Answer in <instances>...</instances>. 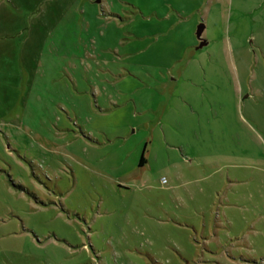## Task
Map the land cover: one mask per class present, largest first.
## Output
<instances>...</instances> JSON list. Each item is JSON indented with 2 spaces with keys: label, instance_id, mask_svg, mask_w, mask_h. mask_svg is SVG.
Returning <instances> with one entry per match:
<instances>
[{
  "label": "rangeland",
  "instance_id": "obj_1",
  "mask_svg": "<svg viewBox=\"0 0 264 264\" xmlns=\"http://www.w3.org/2000/svg\"><path fill=\"white\" fill-rule=\"evenodd\" d=\"M0 264H264V0H0Z\"/></svg>",
  "mask_w": 264,
  "mask_h": 264
},
{
  "label": "water",
  "instance_id": "obj_2",
  "mask_svg": "<svg viewBox=\"0 0 264 264\" xmlns=\"http://www.w3.org/2000/svg\"><path fill=\"white\" fill-rule=\"evenodd\" d=\"M204 28H205V27H204L203 24H200V25L197 26V29H196L195 35H196V38H197L200 42H199V45L197 46L196 49H201V48H203L204 46L207 45V42L201 38L202 33H203V31H204Z\"/></svg>",
  "mask_w": 264,
  "mask_h": 264
},
{
  "label": "trees",
  "instance_id": "obj_3",
  "mask_svg": "<svg viewBox=\"0 0 264 264\" xmlns=\"http://www.w3.org/2000/svg\"><path fill=\"white\" fill-rule=\"evenodd\" d=\"M145 163V160L143 158V156L140 158V162H139V165H143Z\"/></svg>",
  "mask_w": 264,
  "mask_h": 264
},
{
  "label": "flooded vegetation",
  "instance_id": "obj_4",
  "mask_svg": "<svg viewBox=\"0 0 264 264\" xmlns=\"http://www.w3.org/2000/svg\"><path fill=\"white\" fill-rule=\"evenodd\" d=\"M200 42V41H199ZM140 166H142V165H140Z\"/></svg>",
  "mask_w": 264,
  "mask_h": 264
}]
</instances>
